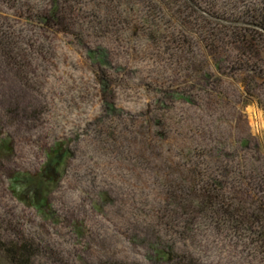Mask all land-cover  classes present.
Here are the masks:
<instances>
[{"label": "rangeland", "instance_id": "obj_1", "mask_svg": "<svg viewBox=\"0 0 264 264\" xmlns=\"http://www.w3.org/2000/svg\"><path fill=\"white\" fill-rule=\"evenodd\" d=\"M172 1L0 0L16 63L0 55V139L12 146L0 156V242L30 238L32 264H151V248L170 245L200 264H264V240L200 220L186 232L166 197L197 169L264 212V32L243 43L230 17L264 0ZM61 5L69 21L36 23ZM100 70L115 110L102 103ZM57 144L70 157L50 219L8 178L38 172Z\"/></svg>", "mask_w": 264, "mask_h": 264}, {"label": "trees", "instance_id": "obj_2", "mask_svg": "<svg viewBox=\"0 0 264 264\" xmlns=\"http://www.w3.org/2000/svg\"><path fill=\"white\" fill-rule=\"evenodd\" d=\"M130 1L119 0V3L127 5ZM182 2L188 6L195 4V0H173L172 4H181ZM247 7L249 8L245 9L241 15H238L239 13L230 14V17H235L233 21L235 25L238 24V18L242 21V25H237L238 28H236L237 26L234 27L242 30L243 34H238L243 43L247 42V38L250 34L252 35V32H259L260 34L264 32V9L250 5ZM39 11L36 14L38 21L36 23L43 27L58 26L61 23L60 18H66L65 20L69 21L73 16V11L64 5L59 6L57 10L55 8V10L42 9ZM68 24L69 22L66 26ZM11 38L7 31L0 35V55L14 67L16 63L11 60V57L14 58V56H10L11 50L9 49L10 46H14ZM88 53L94 60L103 62L105 55L102 52L97 53L89 50ZM98 82L104 107L115 110L114 94L109 90L110 78L103 70L99 72ZM9 141L6 138L0 139V156L2 152L12 151L11 143L8 144ZM69 153L68 150L61 149L58 144L54 145L46 155L47 159L38 172L33 174L28 172L13 173L8 178V188L12 195L26 205L33 206L46 218L55 217V211L49 203L48 195L61 181L67 160L70 157ZM189 174L187 185L183 183V179H178L168 183V189H166L168 203L174 208H178V211L183 213L185 217L184 231L191 232L195 223L200 220L214 226V228L230 231L234 235L241 236V238L244 237V234L246 237L253 234L256 242L264 240V212L260 208L250 209L240 200H236L234 194L224 187L222 182L203 175L197 169H191ZM100 197L101 200L108 198L105 193H102ZM39 248L27 237H16V239L0 242V252L5 259V264H32ZM151 249L152 254L148 259L151 264H200L195 257L185 251L182 253L175 252L171 245L160 248L152 247Z\"/></svg>", "mask_w": 264, "mask_h": 264}]
</instances>
